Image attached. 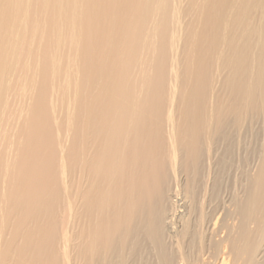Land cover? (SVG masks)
Returning <instances> with one entry per match:
<instances>
[{
    "label": "bare ground",
    "instance_id": "1",
    "mask_svg": "<svg viewBox=\"0 0 264 264\" xmlns=\"http://www.w3.org/2000/svg\"><path fill=\"white\" fill-rule=\"evenodd\" d=\"M0 264H264V0H0Z\"/></svg>",
    "mask_w": 264,
    "mask_h": 264
}]
</instances>
